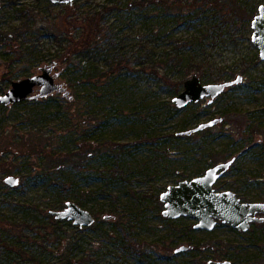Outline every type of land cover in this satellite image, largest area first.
<instances>
[{
  "label": "rangeland",
  "instance_id": "obj_1",
  "mask_svg": "<svg viewBox=\"0 0 264 264\" xmlns=\"http://www.w3.org/2000/svg\"><path fill=\"white\" fill-rule=\"evenodd\" d=\"M232 1L238 0H2L0 35L8 38L0 39V95L11 85L7 80L53 66L68 96L56 92L18 107L0 103V264H29L6 252L3 227L9 224L28 227L21 245L42 264H206L218 257L264 264L260 228L242 233L219 221L211 232L196 230L190 217H164L160 201L168 186L237 153L239 161L216 190L264 202V61L252 42V21L264 0H240L246 21ZM90 10L101 13L93 41L109 50L112 71L96 56L62 62L58 25L71 27L61 18ZM73 28L78 35L81 27ZM194 74L204 84L244 80L213 104L178 109L172 100ZM216 117L224 122L210 132L183 134ZM246 120L250 141L225 134ZM89 130L91 145L85 147ZM79 146L93 152L81 168L53 166L57 157H79ZM8 176L19 184H6ZM67 201L93 214L96 223L80 228L67 221L57 237L47 214ZM181 246L189 250L176 254Z\"/></svg>",
  "mask_w": 264,
  "mask_h": 264
},
{
  "label": "water",
  "instance_id": "obj_2",
  "mask_svg": "<svg viewBox=\"0 0 264 264\" xmlns=\"http://www.w3.org/2000/svg\"><path fill=\"white\" fill-rule=\"evenodd\" d=\"M54 5H72L75 0H46ZM2 0H0V11ZM252 42L259 50L260 59L264 61V4L260 5L257 15L252 21ZM53 66L41 68V73L13 81L8 90L0 95V103L4 106H13L32 99H43L56 92H63L68 96L66 87L56 82L53 75ZM243 76H238L234 81L204 84L197 74L184 81L183 89L174 98L173 103L178 109H183L191 104H198L209 99L213 104L228 88L242 83ZM223 117H216L202 122L185 131L183 134L191 136L206 129L213 128L223 122ZM235 158L218 163L206 172L190 180L186 179L177 185L168 186L161 193L160 201L164 204L163 216L176 220L190 217L196 221L194 229L211 232L219 221L228 224L235 230L246 233L251 230L252 223H264V202H245L235 191H218L215 186L218 181L231 168ZM20 179L15 176L5 178V183L11 187L17 186ZM57 220L70 221L80 228L91 227L96 223V218L86 209L73 201H67L62 210L50 212ZM110 219V216L105 217ZM189 250L187 246L175 249V253ZM206 264H234L230 260H209Z\"/></svg>",
  "mask_w": 264,
  "mask_h": 264
},
{
  "label": "trees",
  "instance_id": "obj_3",
  "mask_svg": "<svg viewBox=\"0 0 264 264\" xmlns=\"http://www.w3.org/2000/svg\"><path fill=\"white\" fill-rule=\"evenodd\" d=\"M230 4L233 8V11L239 12L240 18L243 19L244 21H246L245 10L241 9V5L243 4L242 1H240V0L232 1ZM90 9H94V8H90ZM100 14L101 13H98V12L93 13L90 10L89 12L85 11L84 13L79 12L76 16L65 15L64 17L61 18L62 19L61 23L68 22L67 24L70 25L71 28L81 27L80 33H78V35L74 36L72 34V31H70L71 28L67 31H64V29H63L64 26L58 25V32L60 34H57V39H58L59 45L61 47H63V50H64V53L62 55V60H63L62 62L63 63L72 64V63L78 61V63L81 64L82 62L91 61L96 56L99 60H102L104 63L108 64V66L110 67L109 71H112L114 61H111L109 59V55H110L109 50L103 48L102 46L99 47L97 42L93 41L94 36L100 33V32H96L93 30V26L98 25V20H99ZM80 20L82 21L81 23H79ZM78 23H79V25H78ZM63 34H64V36L69 37V39H68L69 45H66L65 47L63 46V44H64V41L67 40V38H64V39L59 38V36H62ZM79 37H80L79 40H81V42L78 43L77 46H75V40H77V38H79ZM7 38H8L7 35H0V39L3 43L6 42ZM98 72H99L100 76L101 75L104 77L108 76V73H106V72H103V71L102 72L98 71ZM112 73H114V71ZM89 79L90 78H88V80ZM2 81L5 82V78H2ZM7 81H11V83L13 82L11 79H9ZM5 85H7V83ZM61 85H63V84H61ZM180 91H182V90H180ZM221 96H219V97H221ZM34 102L37 103V101L32 99V100H27V101L20 103V104H16L14 106L18 107V106H22L26 103H34ZM69 103H71V102H69ZM200 104L202 105V102H200ZM89 119L94 121L96 119V117H92ZM223 122H224V120H223ZM249 124H250V122L248 120L243 121L241 123H236V124L234 123L235 127L232 128L230 125V128L225 132V134H230L229 136H231L232 138H238V139H241L242 141L244 139L247 141H250L251 135L249 133L247 134V131H246V128L250 127ZM210 130H211V128L206 129L203 132H210ZM85 134H87V135H84L82 137V141H83L82 144L85 145V147H87V146L91 145V144H88L90 142V139L88 137H90V135L93 134V131H91V130L86 131ZM86 136H88V137H86ZM80 148H81V146L78 147V150H80V152L78 153L79 157L76 154H68L65 157H59V158L57 157V160L53 162V166L54 167L57 166L59 168V167H62L65 163L71 162V163H73L74 166L81 168L83 166V162L85 160H88L89 154L93 153V152L91 151V148H90V150L85 149V151H83V152L81 151V150H83V148H81V149ZM31 149H33V150L35 149V145L33 143H31ZM223 157H224L223 159H225V161H229V160L235 158V162L233 163L231 168L227 171V172H229L235 168V165L239 161L240 156L237 153H230L229 155H226ZM7 172L11 173V171H7ZM51 211H53V210H50L49 213L47 214V216L49 218V224L51 227L50 233L53 234L54 236L59 237L58 233H59V230L62 228L61 225L63 223H66L67 221L55 219V217L51 215V213H50ZM24 225L28 226L27 224H24ZM255 226L264 231V224H260V225L256 224ZM26 228H28V227H25L22 230L21 225L13 226L12 224L7 225V227H3L4 231L7 233V234L2 233V234H5L3 237L8 238V239L2 240L3 246H4L7 253L11 254V253L15 252L17 254V256L20 257V259H24L23 261H26L29 264H42L40 262V260L35 255H29V253L27 251H25L23 249V246L21 245V240L24 239L23 231H25ZM193 228H194V225H193ZM14 232H16V239L15 240L12 239ZM195 248H198V246H195ZM216 259L220 260L219 257ZM48 264H50V263H48Z\"/></svg>",
  "mask_w": 264,
  "mask_h": 264
},
{
  "label": "flooded vegetation",
  "instance_id": "obj_4",
  "mask_svg": "<svg viewBox=\"0 0 264 264\" xmlns=\"http://www.w3.org/2000/svg\"><path fill=\"white\" fill-rule=\"evenodd\" d=\"M258 216H259V217H262V216H264V215H263V214H259ZM256 224L260 225V224H264V223H252L251 229H252V227L255 226Z\"/></svg>",
  "mask_w": 264,
  "mask_h": 264
}]
</instances>
